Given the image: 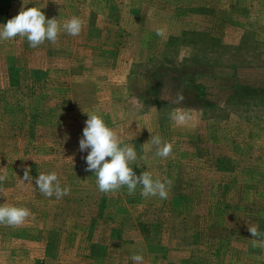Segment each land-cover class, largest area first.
<instances>
[{"label":"rangeland","instance_id":"374dc122","mask_svg":"<svg viewBox=\"0 0 264 264\" xmlns=\"http://www.w3.org/2000/svg\"><path fill=\"white\" fill-rule=\"evenodd\" d=\"M33 6L84 27L36 48L0 41V204L32 213L0 225V264H135L134 254L142 264H264L248 230H264V0H0V24ZM133 59L142 94L108 95L109 82L126 84ZM92 80L99 94L72 84ZM178 91L180 105L170 102ZM111 99L146 123L137 162L170 182L167 199H146L139 187L137 204L120 190L102 193L87 170V112L115 116L95 109ZM175 108L191 115L185 126L170 119ZM156 135L173 144L166 159L155 155ZM52 171L69 195L39 191L35 179Z\"/></svg>","mask_w":264,"mask_h":264},{"label":"clouds","instance_id":"9594fccd","mask_svg":"<svg viewBox=\"0 0 264 264\" xmlns=\"http://www.w3.org/2000/svg\"><path fill=\"white\" fill-rule=\"evenodd\" d=\"M84 27V22L80 17H72L61 25L57 18H47L42 8L33 6L23 8L19 14L7 20V23L0 24V41H10L17 37L26 38L33 48L38 47L45 41L55 43L63 30L68 35H80ZM167 33L166 27L156 30V34L164 37ZM168 99V97H164ZM184 95L177 92L171 103L182 104ZM88 113V119L83 129L82 138L79 141V148L82 152L88 151L85 157L87 170L93 171L96 176V183L100 192L105 194L115 193L122 188H126L129 195L136 193L140 188V195L144 198L159 197L167 199L169 197L167 179L162 180L159 176L153 175L149 171H144L137 175L133 169L134 164H138V153L136 147L125 142L121 135L110 127L103 115L98 113ZM170 119L177 126H185L191 120V115L179 108L173 109ZM151 144L157 146L155 155L161 158H168L172 155L173 144L162 141L159 135L151 137ZM147 153L150 149H143ZM30 169H25L24 181L31 182ZM7 179V173L0 174V183ZM39 191L46 197L55 196L56 199L69 195L71 188L61 187L57 172L39 173L35 179ZM3 194V193H0ZM6 195V194H5ZM32 215L27 207L0 204V225L17 227ZM253 247L264 248V231L256 224L248 225ZM131 259L135 264H142L144 257L142 254H134Z\"/></svg>","mask_w":264,"mask_h":264},{"label":"crops","instance_id":"0c3cea01","mask_svg":"<svg viewBox=\"0 0 264 264\" xmlns=\"http://www.w3.org/2000/svg\"><path fill=\"white\" fill-rule=\"evenodd\" d=\"M90 24V23H89ZM128 44H125L124 46H127ZM89 47L92 46V44L88 45ZM105 47V46H103ZM115 47V46H112ZM103 53V51H102ZM108 53H111L110 55H112V53H115V49H108ZM115 56V55H112ZM136 63V61L133 59V61L131 62V64L129 63L128 65H125L127 68H129V70L124 73V75L121 78H124V80L126 81V84L121 88V89H117L116 86H110L112 85L111 82L108 83V88H106L108 90V95H119V96H123V98L127 97L130 94H135L137 96H140L142 94V92L140 91V88L138 87H133V81L136 79V71L132 70L130 71V67L131 65H134ZM138 75V74H137ZM72 77V76H71ZM77 78V77H75ZM73 80V78H72ZM73 85H77L79 84L80 86L83 85L84 88H82V92L83 93H88L91 95H94V93H100L102 90H100L99 92H97V88L95 86H91L92 82H94V80H92L91 82H86V81H82L81 82H76L72 81ZM71 84V86H72ZM93 88V90H92ZM103 89V88H102ZM91 90V91H90ZM105 90V89H104ZM69 91V90H68ZM115 99H111V100H106V101H102L101 103H98L95 109L98 110H103V111H112L115 110L117 112V114H115V116H113L112 113H107L104 115L105 120L108 122L109 126L112 127L113 125H116L118 128H121L123 130L122 136L121 138L129 143L135 146V143L140 140L142 138V136L144 135V131H143V127H146V123L140 120V117H136L133 113L131 114H126L125 112H136V110H134V108H128L127 106L124 105V103L122 104V102H118L117 107H115ZM70 103V102H68ZM74 105L76 108L80 107V104L78 101H74ZM84 107H88L87 104L84 102ZM93 107V106H92ZM100 107V108H99ZM156 108V105L154 106ZM56 108V107H54ZM60 108V107H59ZM75 109V108H74ZM84 109H88V108H84ZM91 108L89 107V110ZM55 110V109H54ZM121 112H123V114H121ZM139 119V120H138ZM51 126L54 128H58V124H54L52 123ZM146 130V129H145ZM148 131V130H147ZM157 131V130H156ZM147 133V132H146ZM76 142V141H75ZM138 153V150H137ZM133 169L136 172L137 175L141 174V168H140V163L138 162V164H134L133 165ZM139 190H137L136 192H138ZM120 196H123L125 198V195H123L124 193H127V189L126 188H122L120 189ZM136 195H133V198L135 199L134 202H136V204L138 203V198L135 197ZM248 219V218H246ZM250 219H252V216L250 217ZM264 217L262 216V222H263ZM263 230V225H261ZM150 238V237H149ZM151 239V238H150ZM155 242V241H154ZM149 245V244H148ZM261 248V247H260ZM258 249V248H257ZM264 248H261V250H263ZM261 255L264 254V252H260Z\"/></svg>","mask_w":264,"mask_h":264}]
</instances>
